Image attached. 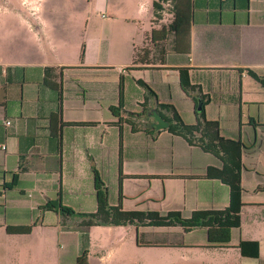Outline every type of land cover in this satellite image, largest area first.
<instances>
[{
    "label": "crops",
    "instance_id": "1",
    "mask_svg": "<svg viewBox=\"0 0 264 264\" xmlns=\"http://www.w3.org/2000/svg\"><path fill=\"white\" fill-rule=\"evenodd\" d=\"M18 1L32 10L29 0ZM181 1H188L187 44L180 38L173 46L163 13L154 14L147 6L144 14L138 8L122 17L130 29L121 31V44L107 45L100 59L92 50L81 53L78 39L63 30L61 21L37 19L34 25L13 7H0V186L9 184L12 176L19 184L13 190L0 188V264H14L11 241L35 231L34 218L44 213L60 218L40 209L46 202L92 211L94 171L107 189L108 203L114 205L118 162L123 211L178 212L187 218L193 211L227 205V187L205 177L207 167H219L214 157L162 130L149 132L153 122H144L148 115L129 116L140 112L145 95L136 80L153 91L158 103L171 105L185 124L195 123V106L202 99L205 119L218 123L223 138L241 143L243 206L227 249L254 241L257 257L238 254L237 264H264V191H257L264 186V88L245 73L264 76V0ZM104 9L112 11L106 5ZM142 19L149 21L145 30ZM178 69L187 70L197 89H180ZM119 95L122 107L115 116L110 108ZM153 106L149 99L147 114ZM130 183L135 191L129 190ZM145 183L150 193L143 197L139 189ZM143 198L145 209L143 202L124 209L123 202ZM27 225L32 227L26 235L5 232L6 227ZM93 227L105 232L125 228ZM143 229L155 228H134V243ZM164 230L169 237L179 235L180 241L148 242L212 249L206 248L203 231L182 235L178 228ZM77 257L75 253L64 264H74Z\"/></svg>",
    "mask_w": 264,
    "mask_h": 264
},
{
    "label": "rangeland",
    "instance_id": "2",
    "mask_svg": "<svg viewBox=\"0 0 264 264\" xmlns=\"http://www.w3.org/2000/svg\"><path fill=\"white\" fill-rule=\"evenodd\" d=\"M150 1L29 0L33 7L32 10H28V7L19 6L18 0H0V7L6 4L7 7H13L16 15L19 14V17L34 25L37 19L45 22L61 21L63 30L78 39L81 53L92 50L94 56L100 59L104 55L106 46L110 45L112 48L119 46L121 44L119 33L130 29L121 20L122 17L133 10L136 13L138 8L144 14L145 7L151 8ZM104 5L112 9L111 13L104 9ZM169 19L166 15L162 17V21L166 23ZM142 21L145 30L149 21L144 19ZM150 120L153 122L151 118ZM132 184L130 183L129 190L135 191L136 188ZM139 190L143 197L150 193L146 183L144 188ZM143 201L144 198L136 203L123 202L124 209L132 210L133 205ZM145 205L147 203L143 202L141 205L143 209ZM79 221L77 218H71L63 224L59 217L51 213H44L43 216L34 218L32 223L37 229L26 237H14L11 241L14 264H56V262L64 264V260L71 259L75 253L79 257L83 250H86V264H237L239 261V255L234 249H186L182 246L169 248L160 245L138 247L134 243L132 226L118 232H105L95 227L78 229L75 224ZM141 232L143 242L169 243L181 239L179 235L169 237L163 234L166 232L164 229H143ZM37 252L39 255H36Z\"/></svg>",
    "mask_w": 264,
    "mask_h": 264
},
{
    "label": "trees",
    "instance_id": "3",
    "mask_svg": "<svg viewBox=\"0 0 264 264\" xmlns=\"http://www.w3.org/2000/svg\"><path fill=\"white\" fill-rule=\"evenodd\" d=\"M183 4L181 0H153L151 8L153 13H169L171 18L166 24V31L173 36V46L178 39L183 38L188 43V28L190 18L188 15V1ZM158 15H156L157 17ZM46 71V69L44 70ZM245 73L252 80L264 88V76H260L252 70H245ZM135 83L144 90L140 112L129 116L136 118L148 115L144 122L150 121V113L147 114V102L154 100L153 111L167 123V127L162 131L181 138L189 147H196L202 153L214 157L219 167H207L205 177L209 180H215L228 189V203L219 210H198L193 211L189 217L183 218L178 212H167L160 215L156 212L141 211H123L120 206V163L118 162V180L117 197L114 205H110L107 200V189L98 176L93 172V188L95 194L94 208L90 212H79L73 208L60 204L59 202H46L40 207L41 210L58 213L61 221L77 218L80 227L88 228L93 226L105 227H133L155 228V229H173L178 228L182 235L193 230L203 231L205 234L206 248L227 249L230 241V233L236 230L240 225L241 204V186H240V154L242 145L239 141L225 139L220 135L219 125L216 121L206 120L204 117V102L200 99L199 111L195 112L196 121L193 124H185L171 105L160 104L156 101L153 91L142 81L136 80ZM178 83L184 93L197 89L189 82L186 69H178ZM197 106V104H196ZM195 106V108H196ZM122 103L120 95L115 107L110 108L112 115L117 116L121 110ZM151 110V111H152ZM116 112V113H115ZM131 131H134L133 125L126 121ZM146 133V131H144ZM149 132H158L150 129ZM127 179H149L145 176H124ZM15 178L12 176L9 184H3L1 189L13 190L18 188ZM257 191H264V186L257 188ZM76 223V224H77ZM31 225L6 227L5 232L11 235H26L31 230ZM142 234L135 235V244L141 246H156L150 242L141 240ZM169 248L178 247L177 245H160ZM234 249L241 257L256 258L258 254V245L254 241H240ZM86 251H83L79 257L74 260V264H86Z\"/></svg>",
    "mask_w": 264,
    "mask_h": 264
},
{
    "label": "water",
    "instance_id": "4",
    "mask_svg": "<svg viewBox=\"0 0 264 264\" xmlns=\"http://www.w3.org/2000/svg\"><path fill=\"white\" fill-rule=\"evenodd\" d=\"M200 102L198 101L195 111H199ZM150 118L153 120L152 128L154 130H163L167 127V123L163 121L155 111L150 112Z\"/></svg>",
    "mask_w": 264,
    "mask_h": 264
},
{
    "label": "built area",
    "instance_id": "5",
    "mask_svg": "<svg viewBox=\"0 0 264 264\" xmlns=\"http://www.w3.org/2000/svg\"><path fill=\"white\" fill-rule=\"evenodd\" d=\"M163 15L165 16H167V17H169V18H171V15L170 14H167V13H163ZM4 125L5 126H9L10 125V122L9 121H5L4 122ZM4 149V146L3 145H0V150H3Z\"/></svg>",
    "mask_w": 264,
    "mask_h": 264
}]
</instances>
